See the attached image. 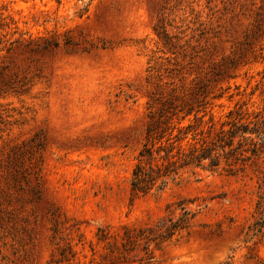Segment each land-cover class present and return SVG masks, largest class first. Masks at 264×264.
<instances>
[{
    "label": "rangeland",
    "instance_id": "obj_1",
    "mask_svg": "<svg viewBox=\"0 0 264 264\" xmlns=\"http://www.w3.org/2000/svg\"><path fill=\"white\" fill-rule=\"evenodd\" d=\"M160 110L164 138L264 116V0H0V264H97L98 226L144 225L180 197L201 211L151 264H264V152L132 192Z\"/></svg>",
    "mask_w": 264,
    "mask_h": 264
},
{
    "label": "trees",
    "instance_id": "obj_2",
    "mask_svg": "<svg viewBox=\"0 0 264 264\" xmlns=\"http://www.w3.org/2000/svg\"><path fill=\"white\" fill-rule=\"evenodd\" d=\"M163 37L169 39L164 31ZM190 111H186L181 119ZM233 112L234 110H230L227 115L231 116ZM235 113L237 116L221 122L219 130L212 138H208L209 130L207 136L197 138L196 134L191 132L193 124L190 122L185 126L173 124L170 133L164 138V133L170 125L164 126L161 123L168 122V118H162L161 110L157 118L155 114H151L146 127V140L137 153L131 172L132 192L142 195L160 194L169 182L179 184L184 171L192 174H196L197 169L214 172L221 167L222 158L231 165L230 155H233L234 159H240L247 156L245 153L257 156L264 152V116L256 113L253 115L254 119H250L240 115L238 110H235ZM180 122L178 118L177 123ZM225 125L229 126L226 128ZM174 129H177V132L172 134ZM187 137V142L182 143ZM196 199L177 198L166 204L165 212L156 220L139 226L125 224L121 227V232L116 234L110 233L104 226H98L95 232L96 243L101 248L94 250L91 247L90 261L97 264H151L154 261V249L177 238L194 225L201 211ZM191 205L197 207L192 208ZM257 213L258 219L252 228L253 234L259 232L264 225L263 195L259 196Z\"/></svg>",
    "mask_w": 264,
    "mask_h": 264
}]
</instances>
